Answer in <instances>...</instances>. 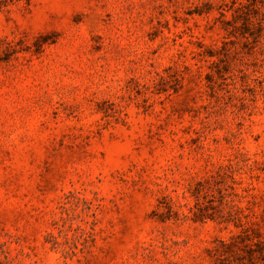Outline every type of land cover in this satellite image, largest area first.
<instances>
[{
    "label": "rangeland",
    "instance_id": "obj_1",
    "mask_svg": "<svg viewBox=\"0 0 264 264\" xmlns=\"http://www.w3.org/2000/svg\"><path fill=\"white\" fill-rule=\"evenodd\" d=\"M0 264H264V4L0 0Z\"/></svg>",
    "mask_w": 264,
    "mask_h": 264
},
{
    "label": "trees",
    "instance_id": "obj_2",
    "mask_svg": "<svg viewBox=\"0 0 264 264\" xmlns=\"http://www.w3.org/2000/svg\"><path fill=\"white\" fill-rule=\"evenodd\" d=\"M234 1H236V0H234ZM247 1L250 2V0H247ZM252 1H253V3H255L256 1H259L260 3L264 4L263 0H251V2ZM247 6H248L247 4L239 3V7L236 8V11L241 13V14H245L246 15ZM248 239H249L248 235H245V240H248ZM223 245L227 246L226 244H223ZM244 245H245V247H247L248 250L251 249L252 244L244 242ZM259 245L262 247L263 243L259 242ZM224 260L227 261V263H229L228 257H225Z\"/></svg>",
    "mask_w": 264,
    "mask_h": 264
}]
</instances>
